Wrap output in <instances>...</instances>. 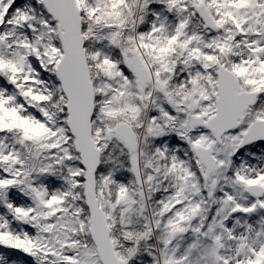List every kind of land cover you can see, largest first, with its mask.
I'll use <instances>...</instances> for the list:
<instances>
[{"label": "snow or ice", "instance_id": "6c2138e0", "mask_svg": "<svg viewBox=\"0 0 264 264\" xmlns=\"http://www.w3.org/2000/svg\"><path fill=\"white\" fill-rule=\"evenodd\" d=\"M0 264H264V0H0Z\"/></svg>", "mask_w": 264, "mask_h": 264}]
</instances>
